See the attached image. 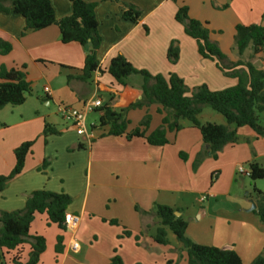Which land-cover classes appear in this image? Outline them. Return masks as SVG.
Segmentation results:
<instances>
[{"label": "crops", "instance_id": "crops-1", "mask_svg": "<svg viewBox=\"0 0 264 264\" xmlns=\"http://www.w3.org/2000/svg\"><path fill=\"white\" fill-rule=\"evenodd\" d=\"M83 1L95 4L101 37L97 59L102 73H93L88 83L74 78L67 81L68 76L77 77L81 73L86 52L80 45L62 44L54 25L22 36L24 20L13 13H0V40L11 46L8 54L0 55V66L7 70L24 67L31 87V94L24 104L30 98L33 113L31 118H26L25 113L30 107L20 110L19 122L14 124L12 133L7 131L9 122L0 117L3 125L0 127V175H8L12 170L15 163L13 150L23 142L33 141L21 173L0 193V211L22 209L30 193L38 190L62 192L70 197L71 203L65 213L79 217V226L74 233L52 229L53 224L48 223L44 214H37L30 225V235L45 239L39 264L53 258L57 264L73 263L75 260L69 250L72 238L79 241L77 255L87 264H109L114 256L119 257L122 264L160 261L173 248L181 250V246L173 238L169 239V235L167 246L155 244L151 239L157 225L152 215L155 204L178 210L179 216L187 222L186 236L194 243L232 249L243 264H251L257 256L264 254V224L254 210H250L253 198L246 194L251 198L249 202L240 201L235 207L221 206L217 201L220 197L230 198L233 175L240 163L254 161L264 169V137L257 138L247 127L238 128L237 135L242 143L225 146L217 157L218 162L207 157L193 171L192 166L188 168L177 162L175 150L170 147L178 148L176 154H182L191 165L199 151H206L198 131L189 123L182 122L181 130L167 133L168 144L157 147L146 144L142 138L127 140L124 136L108 135L109 128L98 125V112L106 105L121 111L141 100L140 76H129L125 86H121L106 73L110 60L116 55H122L135 69L151 75L167 77L175 74L189 91L200 85H206L211 91L234 86L236 80L224 76L215 61L200 57L196 42L175 22V13L179 7L185 6L190 18L206 23L210 40L232 63L238 60L233 50L236 25L264 27V0ZM125 4L140 9L137 23L122 18ZM51 6L56 19L71 12L68 0H51ZM173 40L177 41L179 49L175 64L169 63L166 57ZM250 54L247 51L244 58L247 60ZM251 62L257 69H264L260 55ZM258 62H262L260 67L256 64ZM44 88L49 90L48 94ZM96 98L102 105L89 113H95L96 120L86 124L89 114L85 117L86 135H79L71 123L56 115L57 111L51 114L37 105L41 101L44 105L39 106L45 108L53 105L56 110L58 105H64L80 109L84 101ZM32 102L36 104L35 108ZM159 110L157 105L128 109L124 114L128 121L126 131L136 129L148 115L150 121L144 130L145 135H149L161 123L163 114ZM202 114L203 111L199 117ZM211 118L213 120L203 123L225 125L223 117ZM19 125H23L22 128L19 129ZM45 125L59 134L44 137ZM246 139L251 141L253 150ZM79 145L82 147L78 148ZM82 165L86 167L84 174L76 171V167ZM223 171L228 172L222 183ZM213 174L216 178L211 183ZM185 179L187 182L183 185ZM203 194L207 199L201 202ZM198 212H202L199 219L196 218ZM111 221L116 225H111ZM124 230L131 236L121 237ZM57 236L62 238L60 256L55 252ZM134 237L138 240L135 241ZM23 250L24 261L29 246L24 245ZM181 257L186 264L184 252Z\"/></svg>", "mask_w": 264, "mask_h": 264}, {"label": "trees", "instance_id": "trees-1", "mask_svg": "<svg viewBox=\"0 0 264 264\" xmlns=\"http://www.w3.org/2000/svg\"><path fill=\"white\" fill-rule=\"evenodd\" d=\"M68 1L71 4V12L60 19L55 18L51 0H0V13H13L24 20L22 36L27 32L39 31L54 25L59 31L62 44L80 45L86 52L81 73L77 77L68 76L67 81L74 78L82 83H88L93 73H102L97 59L101 37L97 28L95 4L83 0ZM140 15L139 8L125 4L122 13L124 20L137 23ZM174 20L183 27L185 35L196 42L200 57L215 61L216 67L224 76L235 79L236 84L220 91H211L206 85L189 91L183 80L175 74H169L167 77L151 75L145 70L135 69L122 55H116L110 60L106 73L121 86H125L129 76H140L141 100L121 111H115L107 105L100 108L98 125L107 126L110 136H124L127 140L142 138L150 146L161 147L168 144L167 133L181 130V123L187 122L198 131L203 145L207 148L206 151H202L201 157L199 153L196 155L193 163L196 169L205 156L216 160L225 146L237 144L240 141L237 135L238 128L247 127L257 138L264 137V125L258 120V115L264 112V69H257L251 62L257 55L264 60V27L258 24L236 25L233 50L238 60L231 63L218 45L210 40V31L206 23L190 18L185 6L177 9ZM10 50V44L0 40V55H6ZM247 51L251 54L246 60L244 54ZM178 55L177 41L173 40L166 53L168 62L175 64ZM23 69L24 67L7 70L0 66V110L6 106H21L31 94V87ZM151 105L159 106V111L163 114L159 127L145 135L144 129L150 121V117L146 115L136 129L127 132L128 121L124 117L126 111ZM203 107L220 114L225 120V125L201 123L198 117ZM0 127L3 125L0 124ZM51 134L57 135L59 132L45 125L42 135L46 137ZM246 142L249 143V140L246 139ZM32 146L33 142L27 141L13 150L15 163L8 175H0V193L21 173ZM180 156L184 158L182 154ZM247 167L248 178L251 181L264 178V169L256 162H248ZM215 178L216 174H213L211 183ZM252 194L256 206L253 213L264 224V192L253 188ZM70 203V197L62 192L38 190L30 193L22 209L0 211V264H39L40 256L45 250V239L40 235H30L31 223L37 214H44L49 224L66 231L64 215ZM175 212L179 213L178 210L166 205H154L152 215L156 218L157 225L151 239L155 244L169 245L168 235L172 234L181 246L180 252L185 253L186 264H243L232 249L201 245L190 240L186 236L187 222L181 216L176 217ZM109 223L116 225L115 221ZM121 236L130 237L131 233L124 230ZM134 239L137 241L138 237ZM61 243L62 238L57 236L56 253L61 252ZM24 245L29 246V251L23 261ZM109 264L122 263L119 257L114 256ZM251 264H264V254L257 256Z\"/></svg>", "mask_w": 264, "mask_h": 264}, {"label": "rangeland", "instance_id": "rangeland-1", "mask_svg": "<svg viewBox=\"0 0 264 264\" xmlns=\"http://www.w3.org/2000/svg\"><path fill=\"white\" fill-rule=\"evenodd\" d=\"M247 53V52H246ZM246 53L244 54V57L246 55ZM258 67L261 66L262 62H258L256 63ZM40 94H42L41 92H39ZM99 96L102 97V94L99 93ZM42 97V96H41ZM105 97L107 98V95H105ZM103 97V98H105ZM30 98L27 100L26 104H22L21 106H17V107H13V106H7L3 111L0 112V117L4 120H6L7 122H9L8 124V129L7 131H9L10 133L14 132L15 131V127H14V124L18 123L19 122V112L20 110H26L27 108L29 109L30 107ZM39 104L38 107L40 109H43L44 111H49V113H56L55 111V107L53 105H50L48 106L47 108H45L44 106H39V105H44L41 101L38 102ZM33 104V102H32ZM35 105L36 104H33V108H35ZM22 107V108H21ZM11 111L12 114H11ZM203 111V114L198 117L199 121L201 123H203L205 120H213L211 117L212 116H217V117H222L220 114L212 111L210 108L208 107H203L202 109ZM201 114V113H200ZM57 115V113H56ZM33 116V113L31 112V107H30V111H28L27 113H25V117L26 118H31ZM222 119V118H221ZM93 120H96V114L95 113H92V114H89L87 116V120H86V124H88V122H92ZM258 120H259V123L261 125H264V112L262 114H259L258 115ZM211 122V121H210ZM23 125H19V129L22 128ZM88 126V125H87ZM88 130H89V127H87ZM33 142V141H32ZM242 142H238L237 144H240ZM247 145L250 147L251 150L252 149V145H251V141H249V143H247ZM170 147H172V149L175 150V156L174 158L177 159V162L178 163H182L183 166H186V167H191L192 166V170L194 171V165H193V162H192V165L187 162V159L185 158H182L180 156V154H176V151L177 149L173 148L174 146L171 145ZM194 147V145H193ZM199 157L202 156L203 152L202 151H199ZM227 155V154H226ZM205 160L208 159L207 156H205L204 158ZM210 159V158H209ZM203 160V161H205ZM202 161V162H203ZM212 161H215V162H218L217 159L216 160H212ZM263 163H264V158L262 159ZM201 162V163H202ZM226 163H229V162H226ZM219 164H221V162H219ZM201 165V164H200ZM199 167V166H198ZM227 166H224V168H226ZM238 168H242L243 170L247 171L248 167H247V163H240V165L237 167L236 166V172H234V182L232 183V188L230 190V193H231V196L230 198L228 197H220L217 201V203H219L221 206H231V207H235L238 203L243 202H249V200L251 198H247L246 194H250V196L252 197V193H253V188H259V189H262V191H264V178L261 179V180H256V181H251L248 177H246L245 175H241L239 174L237 171H238ZM86 170V167L84 165H82L81 167L78 166L76 167V171L79 173L82 171V174H84ZM229 170V168H228ZM163 172H164V169H163ZM224 172V173H223ZM221 173V176L220 178L222 179V183L225 182L226 180V176H227V172L228 171H223ZM77 175V174H76ZM187 182V180L185 179L184 182L182 183L183 185ZM214 182V180H213ZM212 182V183H213ZM228 182V181H227ZM226 186H227V183H226ZM256 186V187H255ZM225 187V186H224ZM188 188V185L187 187ZM214 203V202H213ZM250 207H251V204H249ZM38 222H36L37 224ZM35 224V225H36ZM41 225V224H40ZM52 225V224H51ZM52 229H58L56 226H51ZM62 232H67V231H62ZM71 234V233H70ZM69 234V235H70ZM122 237V236H121ZM173 238V241H176L174 240V237L172 234H169V239ZM75 240L78 242L79 246H80V243L79 241L75 238ZM176 243V242H175ZM178 243V242H177ZM179 244V243H178ZM180 245V244H179ZM58 254H61V252L57 253ZM78 253H73L71 252L70 253V256L75 260L73 263H70V264H87L83 259H81L78 255ZM180 255H181V252L180 250H176L173 248L172 251H169L168 254L165 256V257H161L160 258V261H157L155 262L154 264H185V262L180 258ZM60 256V255H58ZM172 260V261H171ZM52 261V264H57L56 262V259H51ZM51 261L48 260L47 262H44V264H51ZM69 263V262H68ZM146 263V262H145ZM43 264V262H42ZM147 264V263H146Z\"/></svg>", "mask_w": 264, "mask_h": 264}, {"label": "built area", "instance_id": "built-area-1", "mask_svg": "<svg viewBox=\"0 0 264 264\" xmlns=\"http://www.w3.org/2000/svg\"><path fill=\"white\" fill-rule=\"evenodd\" d=\"M44 92L48 94L49 90L47 88H44ZM101 105V100L96 98L84 101L80 109H76L70 106L58 105L56 111L62 119L71 123L72 127L76 130L79 135H86L87 132L85 127V117L87 116V114L93 112L95 109L100 108ZM91 137L92 136H89V138ZM237 172L241 175L249 177V172L243 170L242 168H238ZM206 199L207 195H201V202L205 201ZM64 224L66 231L74 233L79 226V217L70 213H65ZM69 250L73 253L79 252L80 246L75 240V238L71 239L69 243Z\"/></svg>", "mask_w": 264, "mask_h": 264}, {"label": "water", "instance_id": "water-1", "mask_svg": "<svg viewBox=\"0 0 264 264\" xmlns=\"http://www.w3.org/2000/svg\"><path fill=\"white\" fill-rule=\"evenodd\" d=\"M250 204H251L250 210L251 211L255 210L256 207H255V204H254V202L252 200H250ZM174 215L176 217H179V213H177V212H175ZM201 216H202V212H198L197 215H196V218L199 219Z\"/></svg>", "mask_w": 264, "mask_h": 264}]
</instances>
